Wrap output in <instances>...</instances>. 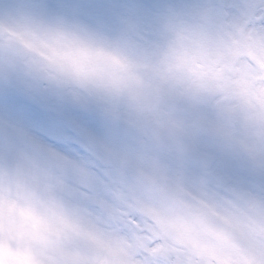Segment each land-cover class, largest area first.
Masks as SVG:
<instances>
[{"label":"snow or ice","instance_id":"snow-or-ice-1","mask_svg":"<svg viewBox=\"0 0 264 264\" xmlns=\"http://www.w3.org/2000/svg\"><path fill=\"white\" fill-rule=\"evenodd\" d=\"M98 20L150 45L138 64L116 60L135 111L72 104L96 121H66L75 152L22 127L0 145V192L61 209L48 264H264V158L245 155L264 143V0H140ZM193 50L211 69L195 81Z\"/></svg>","mask_w":264,"mask_h":264},{"label":"clouds","instance_id":"clouds-1","mask_svg":"<svg viewBox=\"0 0 264 264\" xmlns=\"http://www.w3.org/2000/svg\"><path fill=\"white\" fill-rule=\"evenodd\" d=\"M148 47L138 35L50 7L47 0H0V88L41 94L68 106L115 102L126 113L134 112L127 92H116V60L138 64ZM188 56L185 74L190 80L211 75L194 50ZM162 110L172 107L162 102ZM250 143L252 155L247 150L245 155L254 165L264 158V143L255 138ZM60 211L42 191L0 192V264H48L58 240ZM182 230L181 223L172 225L173 232ZM223 264H237L236 258L225 256Z\"/></svg>","mask_w":264,"mask_h":264},{"label":"rangeland","instance_id":"rangeland-1","mask_svg":"<svg viewBox=\"0 0 264 264\" xmlns=\"http://www.w3.org/2000/svg\"><path fill=\"white\" fill-rule=\"evenodd\" d=\"M139 2L140 0H47L50 7H61L91 21L98 20L111 6L135 5ZM33 116L34 121L31 119ZM72 118L87 120L84 114L71 106L55 103L44 95L29 94L12 87L0 88V145L3 144L6 126L9 131L22 127L54 150L75 152L76 148L67 146L63 139L66 121ZM87 122L96 127L95 120ZM72 143L75 145L78 141L73 140Z\"/></svg>","mask_w":264,"mask_h":264}]
</instances>
